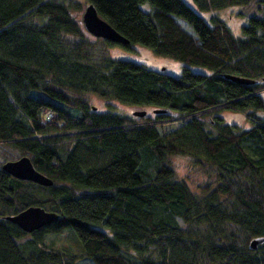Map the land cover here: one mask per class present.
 I'll use <instances>...</instances> for the list:
<instances>
[{"label": "trees", "instance_id": "trees-1", "mask_svg": "<svg viewBox=\"0 0 264 264\" xmlns=\"http://www.w3.org/2000/svg\"><path fill=\"white\" fill-rule=\"evenodd\" d=\"M251 1L191 0L200 13ZM85 2L124 49L185 65L171 76L115 59L120 44L84 30L76 0H0V150L52 180L0 168V264H264V0L240 37L182 0ZM92 95L159 111H98ZM228 110L247 126L225 123ZM172 155L205 164L213 185L190 191ZM29 206L60 218L30 233L4 218Z\"/></svg>", "mask_w": 264, "mask_h": 264}, {"label": "rangeland", "instance_id": "rangeland-1", "mask_svg": "<svg viewBox=\"0 0 264 264\" xmlns=\"http://www.w3.org/2000/svg\"><path fill=\"white\" fill-rule=\"evenodd\" d=\"M79 2L82 8H84L86 2L85 0H76ZM186 5H188L191 9H193L197 14H199L205 22L211 24L210 18L213 16L221 18L230 28L233 36L240 37V27L248 22V17L251 15H257L258 11L256 9V0H252L247 5H239V6H229L227 8L214 10L212 12H203L200 13L197 11L192 4L191 0H182ZM147 5H144L143 8H146ZM83 11V9H82ZM81 11V12H82ZM81 12H74L75 15H81ZM73 15V16H75ZM177 21L189 32H191V28L186 26L182 19L177 18ZM121 45H113L109 49V54L115 59H126V60H136L142 62V64L152 70H164L168 75L178 76L185 64L173 60L168 57H162L155 55L150 49L134 44L130 49H124ZM131 58V59H128ZM188 66V65H187ZM193 72H204L203 68L188 66ZM264 96V95H263ZM89 100L91 102V106L93 108H97L98 111H115L123 114H131L133 110H140L137 108H133L131 106L121 104L114 100H103L98 98L97 96H89ZM146 113L149 115L152 113L151 108L146 107L143 108ZM263 114V113H262ZM221 119L230 125H233L235 128H244L247 126V123L244 118V113L236 112V111H222L219 113ZM206 120V118H204ZM6 151L3 149L0 150V163L3 160L2 157H17V153L12 149L6 148ZM168 163L174 170L175 178L178 181L184 182L187 187L193 193H199L204 187L213 185V176L212 171L205 164L194 160L188 156L184 155H172L168 158ZM76 264H88L86 262L77 261Z\"/></svg>", "mask_w": 264, "mask_h": 264}, {"label": "water", "instance_id": "water-1", "mask_svg": "<svg viewBox=\"0 0 264 264\" xmlns=\"http://www.w3.org/2000/svg\"><path fill=\"white\" fill-rule=\"evenodd\" d=\"M81 24L84 30L91 36L104 39L114 44L125 45L128 43L121 35H119L105 20H103L95 11L91 4H86L81 13ZM230 80L237 83H252L253 81L235 77L227 76ZM159 110H152L158 112ZM132 114L136 117H142L146 114L145 110H133ZM1 170L6 172L13 178L33 182L41 186H49L52 180L36 171L29 158L26 156H19L14 160L4 161ZM6 220L15 224L20 230L25 233H30L39 229L42 226L56 222L59 220V215L54 212H49L38 206H29L13 215L5 216ZM261 241V238L253 239L249 246L254 249L256 244Z\"/></svg>", "mask_w": 264, "mask_h": 264}]
</instances>
